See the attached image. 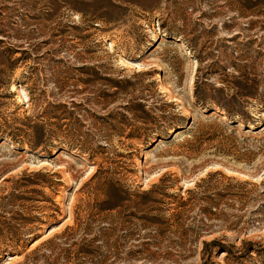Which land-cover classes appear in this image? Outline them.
Here are the masks:
<instances>
[{
	"label": "rangeland",
	"instance_id": "1",
	"mask_svg": "<svg viewBox=\"0 0 264 264\" xmlns=\"http://www.w3.org/2000/svg\"><path fill=\"white\" fill-rule=\"evenodd\" d=\"M103 92L118 95L104 102ZM259 100L264 0H0V264H264L200 255L214 239L264 247V188L253 187L264 154L237 164L206 141L234 107L236 121L264 119ZM71 101L75 118L56 108ZM179 117L181 128L146 146L127 137ZM236 139L264 147V135ZM38 172L43 183L21 181ZM214 173L250 186L217 175L212 189L185 193ZM163 176L168 189L151 198L164 204L149 212L141 193ZM175 215L183 235L168 223L159 236L142 220ZM199 220L215 227L191 247Z\"/></svg>",
	"mask_w": 264,
	"mask_h": 264
},
{
	"label": "trees",
	"instance_id": "2",
	"mask_svg": "<svg viewBox=\"0 0 264 264\" xmlns=\"http://www.w3.org/2000/svg\"><path fill=\"white\" fill-rule=\"evenodd\" d=\"M198 62L200 63V60L198 59ZM108 84H111L110 81H107ZM127 83L126 81L124 82H118L117 84H120L119 87H117V90L120 89V92L125 91V87L121 86V84ZM244 86V85H243ZM245 87V86H244ZM118 95V93H113L111 95L107 93H101L97 96L98 100H102L106 102L107 100H110L114 96ZM29 102L31 100L29 99ZM233 102L236 103L238 108H242V105L247 103L246 101H242L240 99H233ZM260 108L258 109V115L259 113H262L264 115V100H259L258 101ZM70 107L67 104H59L56 106L58 111L62 110V115H67L68 117L75 118L78 113L76 107H79L80 105H75L72 101L69 103ZM236 107L231 109L230 111H226L227 117L231 120L230 122L220 124L221 127V132L218 134H214L206 139L208 143H214L217 142L216 147L214 149L218 150V154H221L225 157H229L232 159H229L233 161L234 163L237 164H243V165H249L251 164L257 157L258 155L264 154V147L260 145L258 148L257 153H252L248 150V148L245 146L246 145V140H243L242 142L237 141L236 139V134L237 135H264V119L261 117H242L240 120L236 121L234 114H236L239 111H235ZM238 110V109H237ZM243 116V115H242ZM257 116V115H256ZM58 119V118H57ZM213 122V121H212ZM185 124V119L182 117H179L178 119H169L167 121V126L164 128L165 131H158V129H145V130H133L130 131L128 134L129 139H136L138 141L143 142V145L146 146L150 142V140L156 139V138H162V135H168V131H177L178 128H181ZM238 124H241L242 127L240 128V131L235 130L236 127L239 128ZM30 130H34L35 134L37 137H39V131L38 129L34 127H30ZM222 131H228V134L222 133ZM36 144L35 147L41 146V142L39 139H36ZM166 140V139H165ZM220 175L221 178H223L226 181L230 182H236V187L243 189L247 186H250L248 182H238L235 181L233 178L225 177L222 176L220 173H214V174H208L205 179H201L199 182L195 183L194 189L193 190H187L185 193L189 196L196 195L197 190L203 188V186H207V190L212 189L209 187L213 181V179L217 176ZM42 176L41 173H33L31 174V178H34L35 180L33 182H27L24 179L21 181L26 182L30 185H39L43 183L44 181H41L43 179H39ZM47 175L43 176L46 177ZM96 176H94L91 181L95 179ZM169 176H163L157 184L152 185L149 190L142 192V196L145 197V201L141 204V206H145L149 208V212H159L158 207L163 205L164 202L161 200H155L151 197H155L157 195H164V191L168 189L167 187V182ZM210 184V185H209ZM213 187V186H212ZM255 189L256 187L259 188H264V175L262 176V180L258 186H253ZM108 189H111L114 193V198H118L122 195L121 190L119 189V186L117 184H108ZM233 196L230 194H227V196ZM261 195H264V189L261 191ZM218 197L222 198L225 197L224 195H217ZM176 198V197H174ZM182 200V199H181ZM210 201L209 198L201 199V201ZM188 201V200H187ZM186 201V202H187ZM186 202H181L179 207H184L186 206ZM115 208L116 205H114ZM217 205L216 204H211L210 208L207 210L202 211V214L204 215V219H207L208 216L206 217L207 213L210 212V210H216ZM262 208H264V205H262ZM145 222V228H153L156 233H158L159 236L162 235V230L160 229L162 226L167 225L168 223H172L171 226L176 227V233L178 231L181 232V235H183V227L184 225L181 223V218L179 216H173V222L171 220H162L158 217H144L142 219ZM203 220H199L198 223L200 225L197 226H192V228H188V231L195 236V240L189 243V246L191 247H196V244L198 242V239L200 237V234L202 233H208L212 232V229L215 226H207L203 224ZM226 220H222L223 224H226ZM225 226V225H222ZM7 230L9 232H12L13 227H8ZM2 232V231H0ZM175 233V232H174ZM202 250L200 255L202 257H208L211 258L212 256H219V255H224L225 259H243V258H250L251 255H254L255 259H258L261 263L264 262V247L258 246L255 243L252 242H241V246L238 248L233 247L232 245H227L223 240L219 239H214L209 243L202 242ZM5 249L3 252H8L9 248H15L17 245L14 243H9L5 244ZM177 246H180L181 248L184 246L183 244H177ZM14 250V249H12Z\"/></svg>",
	"mask_w": 264,
	"mask_h": 264
},
{
	"label": "bare ground",
	"instance_id": "3",
	"mask_svg": "<svg viewBox=\"0 0 264 264\" xmlns=\"http://www.w3.org/2000/svg\"><path fill=\"white\" fill-rule=\"evenodd\" d=\"M222 119V118H221ZM240 127H242L241 125H240Z\"/></svg>",
	"mask_w": 264,
	"mask_h": 264
},
{
	"label": "water",
	"instance_id": "4",
	"mask_svg": "<svg viewBox=\"0 0 264 264\" xmlns=\"http://www.w3.org/2000/svg\"><path fill=\"white\" fill-rule=\"evenodd\" d=\"M136 64V63H135Z\"/></svg>",
	"mask_w": 264,
	"mask_h": 264
}]
</instances>
